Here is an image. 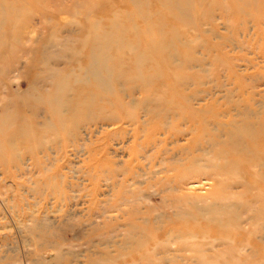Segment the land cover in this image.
<instances>
[{
  "label": "rangeland",
  "instance_id": "rangeland-1",
  "mask_svg": "<svg viewBox=\"0 0 264 264\" xmlns=\"http://www.w3.org/2000/svg\"><path fill=\"white\" fill-rule=\"evenodd\" d=\"M0 264H264V0H0Z\"/></svg>",
  "mask_w": 264,
  "mask_h": 264
},
{
  "label": "bare ground",
  "instance_id": "bare-ground-1",
  "mask_svg": "<svg viewBox=\"0 0 264 264\" xmlns=\"http://www.w3.org/2000/svg\"><path fill=\"white\" fill-rule=\"evenodd\" d=\"M93 46H95V45H93Z\"/></svg>",
  "mask_w": 264,
  "mask_h": 264
}]
</instances>
